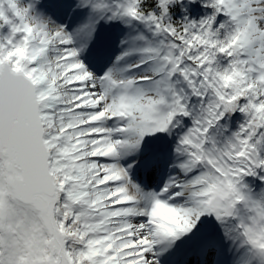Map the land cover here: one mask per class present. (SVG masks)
I'll use <instances>...</instances> for the list:
<instances>
[{"label":"snow or ice","instance_id":"snow-or-ice-1","mask_svg":"<svg viewBox=\"0 0 264 264\" xmlns=\"http://www.w3.org/2000/svg\"><path fill=\"white\" fill-rule=\"evenodd\" d=\"M0 264H264V0H0Z\"/></svg>","mask_w":264,"mask_h":264}]
</instances>
